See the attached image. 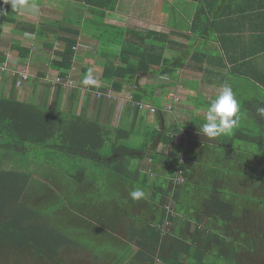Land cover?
I'll use <instances>...</instances> for the list:
<instances>
[{"label": "trees", "instance_id": "1", "mask_svg": "<svg viewBox=\"0 0 264 264\" xmlns=\"http://www.w3.org/2000/svg\"><path fill=\"white\" fill-rule=\"evenodd\" d=\"M83 1L96 15L93 18L98 19V25L115 32L111 37L106 33L97 36L103 45L119 46L129 32L138 39V43L126 39V50L107 59L101 85H90L91 89L103 95L108 90L121 91L123 84L139 73L167 75L177 70L179 59L164 57V48L157 52L156 44L145 43L153 31L139 32L104 21L107 11L115 10L119 0ZM18 13L0 0V22L25 24L18 19ZM27 25V30L40 29L35 24ZM64 30L69 34L61 39L64 47L51 60L61 78H66L73 67L79 34L73 29ZM19 51L23 53L24 47L20 46ZM153 66H159V70H153ZM148 87L146 92L133 91V101L152 100L145 102L159 110L161 101L154 98L155 87ZM161 88L164 95L167 91ZM61 90L60 83L57 96ZM80 95L81 88L73 87L66 109L60 107L58 98L49 107L33 99L18 100L14 94L0 96V257L11 248V252L32 253L53 262L64 246L88 244L85 237L77 239L60 223L50 221L54 204L53 208L34 209L22 202L35 184L36 174H40L66 186L58 193L57 205L79 210L91 204L97 211L83 209L82 215L104 224V214L111 215L107 219L114 225L128 218L130 223L124 228L128 244L136 247L135 260L150 264H249L239 262L237 255L243 248L254 250L256 241L264 247V229L251 225V220L264 223V135L245 134L247 140L233 133L231 137L209 138L213 152L201 160V169L195 173L187 161L192 137L188 130L187 138L173 145L181 129L177 124L163 137L172 149L162 150L153 144L160 130L148 126L136 131L132 124L114 126L91 119L84 106L78 112ZM169 99L165 109L171 105L169 112H173L180 97L175 94ZM135 108L137 115L139 109ZM195 122L190 121L187 128L193 129L190 126ZM235 136L255 144V152L231 148L238 141ZM219 140L229 149L218 150ZM183 146L184 152H179ZM148 152L152 161L149 169L138 165ZM180 170L183 180L175 184ZM134 188L142 189L145 198L132 200L129 192ZM137 207L142 212H136ZM168 222L171 228L166 231ZM193 222L195 227L190 233ZM164 237L167 241H163ZM127 264L135 263L130 259Z\"/></svg>", "mask_w": 264, "mask_h": 264}, {"label": "crops", "instance_id": "2", "mask_svg": "<svg viewBox=\"0 0 264 264\" xmlns=\"http://www.w3.org/2000/svg\"><path fill=\"white\" fill-rule=\"evenodd\" d=\"M125 1L123 4L119 0L115 10H108L104 21L139 32L153 31L145 43L156 44L157 52L164 48V57L179 59L177 70L167 75H158L153 71L139 73L125 82L121 91L108 90L100 96L90 85H83L82 78L91 69L97 79L95 85H101L105 62L109 57H114L117 50H113L114 45H103L97 36H102V33L110 36L111 29L100 24L97 31L83 30L81 25L85 21V11L89 15L83 2L78 6L69 4L68 0H25V7L17 16L25 24L16 26L0 22V65H6V69L0 71V96L14 94L18 100L33 99L43 104L35 90L40 81L44 84L51 82L49 74L60 78V71L52 66L51 60L57 58L58 52L63 49L61 39L69 35L64 30L69 28L79 34L76 35L74 64L66 77L74 84H65L66 79L62 83L56 81L57 87L61 83L62 87L69 88L63 109L68 107L72 88L80 87L78 112L84 106L89 118L107 124H132L136 131H144L148 126L151 130L158 129L160 135L153 144L162 150L172 149V144H165L163 137L179 124L180 132L186 133L188 130L192 134L187 146V161L195 173L201 169V160L207 159L213 152L209 137L199 132L203 125L200 121H205L207 109L223 85L229 84L233 88L239 103L240 121L244 123L242 128L256 122L263 127L264 117L258 115L256 109L264 106V0ZM75 8L82 9V18L77 17ZM27 24H35L40 29L27 30ZM126 35L129 41L138 43L137 36L131 32ZM18 45L24 47L23 53H20ZM83 47L84 50L81 49ZM16 61L17 70L23 69L29 75L27 79L14 74L12 65ZM18 62H22V66H18ZM78 68L80 71L75 73ZM153 70H159V66H153ZM74 74H80V77ZM160 76L163 80H159ZM148 86L155 87L153 95L161 101V106L156 114L139 110L136 115V108L132 106L133 91L146 92ZM160 86L167 91L164 95ZM156 90L160 92L157 94ZM23 92L29 93L30 97ZM170 93L180 97L173 112L165 109L170 101ZM145 101L152 100L145 98ZM192 120L196 121L190 126L193 129L187 128ZM258 123L245 130L244 136L264 135ZM180 132L173 145H179L182 138H187ZM231 134L219 136L226 138ZM180 151L184 152V146ZM148 156L149 152L138 165L150 167L152 161Z\"/></svg>", "mask_w": 264, "mask_h": 264}, {"label": "rangeland", "instance_id": "3", "mask_svg": "<svg viewBox=\"0 0 264 264\" xmlns=\"http://www.w3.org/2000/svg\"><path fill=\"white\" fill-rule=\"evenodd\" d=\"M61 1H63V0H61ZM81 2L84 3L83 0H68L69 4L74 3V5H78V6L81 5ZM150 2H152V1H150ZM121 3L125 4L126 1L121 0ZM67 6L68 5L66 3V7ZM86 7H87V5H86ZM75 9H77V8H75ZM81 10L82 9L76 10L75 13L77 14V17L80 16V18H82V14H81L82 11ZM86 12L87 11H85V14H84L86 16L85 21L82 22L81 28L83 30H88L90 32L97 31V28L99 27L98 22H97L98 19L93 18L96 15L94 13H92L91 10L88 11L89 15H87ZM64 13L66 15L65 11H64ZM58 14H60V13H58ZM73 17H76V16H73ZM95 21H96V23H95ZM113 33L115 34L114 31H112V34ZM111 36L112 35H110L109 37H111ZM126 39L127 38L124 37V41H122L119 46L118 45L112 46L113 50H117V53H119V54L121 53L120 52L121 49L126 50L125 49L126 44H127ZM107 45H109V44H107ZM109 46H111V45H109ZM79 48H80V46H79ZM81 49L84 50V47ZM128 54H131V53L129 52ZM21 63L22 62H18V66H22ZM3 65H5V64L3 63ZM12 66L14 67L13 70H15L17 75H19L20 73H23V71H22L23 69L17 70V68H18L17 67V61H16V64L14 63V65H12ZM79 71H80V69L78 68L75 70V73H77ZM99 75L100 74H98V76ZM34 76L36 78V76H39V75H34ZM74 76L75 77L78 76V78H79L80 74H74ZM49 77L51 78V82H47L46 84H44L40 81L38 84V87L35 90V93L37 94L38 98L40 96V100L39 99L38 100L47 106H53L55 104L56 98H58V102L60 104V107L62 108L63 106H65L66 99H67L66 96H67V93L69 92V88L62 87L61 92L57 96V94H56V90H57L56 83L57 82L56 81L58 78H55V75H52V74H49ZM58 77H60V76H58ZM39 78H40V76H39ZM78 78H76V80ZM95 80L97 81V79H95ZM159 80H163L162 76L159 77ZM73 84H74V82H73ZM159 92H160L159 90H156L157 94ZM24 94H27V93H24ZM98 95H99V93H98ZM27 96H28V98L30 97L29 93L27 94ZM132 106H134V101L132 102ZM122 118H124V117H122ZM257 123L258 122L249 123V125H248L249 127L247 126V128L244 127V129H243L242 127L244 126V123H243V121H239L238 126L236 128H234L231 131V133H233V135L238 136L240 139H246V137L244 136L245 130L251 129L254 126V124H257ZM258 124H259L258 125L259 128L261 130H264V123H263V127L260 126V123H258ZM124 126H127V124H124ZM238 129H240L241 131L240 130L238 131ZM184 132L181 131L180 134L182 136L186 137L188 134L186 135V133H184ZM238 132H239V134H237ZM237 140L238 141L236 142V144L231 148L237 149V150L242 148L243 150L245 149V150H249L251 152H255V151H253L254 148L257 149V146L255 144H253L252 142H249L246 140H239L238 138H237ZM220 142H221V144L218 142L219 145L216 147L218 150L220 148H222L223 150L229 149L228 146L224 145V143L222 141H220ZM146 167H148V166H146ZM36 175H38V176H36ZM36 175L35 176L37 179L35 181L34 186L27 191L25 197L22 199V202L25 204H28L30 207H32L34 209H41V208H45L46 206L53 208V204H54L55 210L53 209V213H51L49 215L50 221H52V222L56 221L57 223H60V227L67 229L70 232V234L73 235L77 239L85 237L86 240H84V241H87L88 244H87V246H80V245H78V246H73V245L64 246L61 249L59 256L56 257L57 260L53 261V262H51L45 258H42V256H36L32 253H27V254L23 255L24 253H21V252H16V251L11 252V251H13V249L9 248L7 254L0 257V264H127V261L130 259L134 260L135 264H150V262L149 261L147 262L146 260L145 261L135 260L133 249H136V247L128 244L129 243L127 240L128 236H127L125 228H124V226L126 224L130 223L128 218L123 217L124 219L120 221L119 225H117V224L114 225V224H112L113 223L112 220H111V223H109L108 221H110V220L107 219V217L111 216V215L110 214H106V215L104 214V217L106 218L105 219L106 224H104V222L99 223V222L91 220V219L85 217L84 215H82L83 213L81 211L83 209L87 210L89 213H90V211H94V210L97 211L95 208L92 207L91 204L83 205V206H81V208L79 210H76L75 207H71L70 205H68V207L67 206L64 207L63 204L57 205L58 201H59V200L56 201V198L59 195L58 193L61 194V188L62 187L64 188L66 186L62 185V184L60 186L59 184L53 182V180L50 182V181L46 180L45 178H42L40 176V174H36ZM39 184H41V185H39ZM138 208L139 207H137V209H135V211L138 213L142 212L143 209H140V208L138 209ZM64 213H65V215H63ZM97 214L99 215V212H97ZM115 221H116V219L114 220V222ZM203 224H205L204 219L202 220V225ZM110 225H112L113 228H111ZM251 225L255 228H258V229H264V223H262V222H257L255 220H251ZM165 226H166V228H165L166 231H167V229L171 228L169 222L166 223ZM194 227H195V224L193 222L189 228L190 233L194 230ZM203 233L207 234L206 231H203ZM89 240L92 243H89ZM163 241H167V238L164 237ZM247 242H248V244H250L251 240L249 239ZM259 245H260L259 242L256 241L254 250H247V249L243 248L239 252V254L237 255L238 261L239 262L243 261L244 263H249V264H264V247L262 248V247H260L261 245L260 246ZM245 248H247V247H245ZM156 264H160V262H156Z\"/></svg>", "mask_w": 264, "mask_h": 264}, {"label": "clouds", "instance_id": "4", "mask_svg": "<svg viewBox=\"0 0 264 264\" xmlns=\"http://www.w3.org/2000/svg\"><path fill=\"white\" fill-rule=\"evenodd\" d=\"M4 3L10 4L15 11H20L25 7V0H4ZM82 83L85 86L95 85L96 80L91 69L82 78ZM256 111L258 115L264 117V106L257 107ZM239 121L238 100L231 85L225 84L208 107L205 122L199 128V132L209 138L229 134L238 126ZM145 195V192L140 188H134L129 192L130 198L134 201L145 198Z\"/></svg>", "mask_w": 264, "mask_h": 264}, {"label": "built area", "instance_id": "5", "mask_svg": "<svg viewBox=\"0 0 264 264\" xmlns=\"http://www.w3.org/2000/svg\"><path fill=\"white\" fill-rule=\"evenodd\" d=\"M5 69H6V65L1 64L0 65V71L5 70ZM14 74H17V73L14 71ZM19 75L22 76V78H24V79L28 78V75L25 72L20 73ZM63 79H66V78L60 77L57 79V81H59L61 83L65 81V84L70 85V86L73 85V81L71 79H66L64 81H63ZM99 95L101 96V93H99ZM108 96H110V95H108ZM174 97H175V93H170V98H174ZM134 106L138 107V109L140 111H147L148 113H151V114H156L158 112V108L154 104H152L151 102L137 101V102H134ZM171 108H172V106L168 105L166 107V110L169 111ZM182 173L183 172L180 170L178 173V176L174 179L175 184L182 182V180H183V174Z\"/></svg>", "mask_w": 264, "mask_h": 264}]
</instances>
